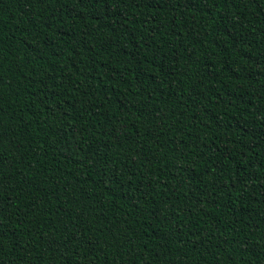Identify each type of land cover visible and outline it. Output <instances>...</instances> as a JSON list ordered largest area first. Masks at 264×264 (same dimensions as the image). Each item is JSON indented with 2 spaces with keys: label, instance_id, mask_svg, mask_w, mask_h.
<instances>
[{
  "label": "trees",
  "instance_id": "obj_1",
  "mask_svg": "<svg viewBox=\"0 0 264 264\" xmlns=\"http://www.w3.org/2000/svg\"><path fill=\"white\" fill-rule=\"evenodd\" d=\"M0 264H264V0H0Z\"/></svg>",
  "mask_w": 264,
  "mask_h": 264
}]
</instances>
